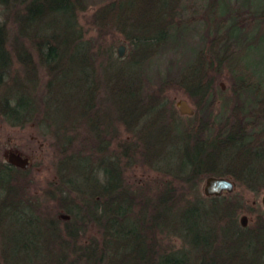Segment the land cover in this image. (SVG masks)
I'll return each instance as SVG.
<instances>
[{"label": "trees", "instance_id": "16d2710c", "mask_svg": "<svg viewBox=\"0 0 264 264\" xmlns=\"http://www.w3.org/2000/svg\"><path fill=\"white\" fill-rule=\"evenodd\" d=\"M84 1L0 0V119L41 128L56 157V179L34 192L28 167L0 162V264H264V209L243 227L230 191L196 194L207 176L264 192V12L250 18L248 63L231 47L244 34L226 0H203L204 34L144 96L147 65L188 36L197 20L179 13L200 1H107L91 40L78 24ZM109 32L128 46L122 59L102 39ZM223 70L231 108L218 100ZM168 88L190 117H177ZM242 97L251 104L238 106ZM135 162L166 180L130 184Z\"/></svg>", "mask_w": 264, "mask_h": 264}, {"label": "rangeland", "instance_id": "374dc122", "mask_svg": "<svg viewBox=\"0 0 264 264\" xmlns=\"http://www.w3.org/2000/svg\"><path fill=\"white\" fill-rule=\"evenodd\" d=\"M107 1L109 2L112 0L84 1L85 6L81 14H79L78 16V24L83 29L84 33L87 34L90 40L91 38L96 39L97 37V34L95 33L96 31L92 25V14L94 13L93 11H95L96 8L100 7L101 4H104ZM198 1H200V3H196L195 8L189 11H180L179 13V17L182 20L189 18H191L192 20H194L195 18V20H197L196 23L192 24L191 22L190 25L186 27L188 31V36L182 39H180L179 36H176L177 40L174 47L167 49L166 53L159 54L156 59H154L147 65L145 70L143 88L144 96L155 92L158 88L159 83L162 80H167L173 74L175 75L177 73L176 70L179 66V63H182L183 61L186 62V59L191 54L190 48H193V46L195 47V44H197L199 37L204 34V3H202L203 0ZM226 2L228 4V9L230 10L229 15H227L226 18L229 20H231L232 18L234 21L237 20V24H239L240 27L239 29L241 30V32H243L244 36H246H241V34L238 35V44H235L233 40L231 47L234 48L237 53L239 52L238 57H240V59L247 61V58L251 56L250 58H248V63L252 62L253 59L257 62L256 57L254 55H250V50H248V47L251 43L250 38L254 36L255 33H257V31H255L257 27L252 25L254 24V22L251 21L250 18L253 16L252 14L258 16L259 13L264 12V0H226ZM232 13L234 15H231ZM209 28H207V31H209ZM258 28H260V26ZM102 39L112 46L114 54H116V48L118 46H122L124 48L125 56L126 51L128 50V46L122 40L120 34L116 32H109L104 35ZM43 76V73L40 74V84L45 81V77ZM227 79L228 73L226 72V70H223L222 76L220 77V80L216 83V86L221 88L220 85H222L221 92L223 93V95L218 100L225 99L227 102H230L231 108L232 103L235 102L234 99H232L233 97H230L228 92H226L229 86V82L227 81ZM164 99L168 101V103H171L176 113L177 108L175 107L179 103V101H185L187 107L191 109V111L193 110V106L189 103L185 96L182 95L180 91L178 92L174 89L168 88L167 91H165ZM242 99V102L237 101L238 106L242 108L246 107L244 105V102L251 104L250 100H248L247 97H242ZM219 103L216 104V110H218ZM227 110L229 112V109ZM177 117L182 116H179L177 113ZM37 128L29 125L23 130L17 128L10 129V127H8L4 123V121H1L0 119V162L5 163L7 150H10L12 152L17 151L22 154V156L27 157V161H29L27 174L31 179L30 182L31 187L33 188V192L45 190L47 183L52 179H56V157L47 142L48 139L46 138V141H43L39 135L40 132L43 133V130L41 128ZM82 130L80 131V133L81 136H84ZM118 136L119 138H124L125 135H123L122 132L119 130ZM125 138L127 137L125 136ZM124 176L127 177V182H129L130 184H133L135 183V181H137L138 183H140V185H144L145 189H147L148 191L150 189L152 190V184L154 181H159V179L162 178L166 180L165 177H161V175H158L157 172L150 170L147 165L142 164L140 162H135V164H132L130 169L127 173H125ZM203 182L204 180L198 182L196 192V194L201 197H203V195L201 194ZM262 194H264L263 191L257 196H254L251 192L246 191L245 189L237 186H234L233 190L230 191L231 199L233 198L234 200H242V210L237 212V219L239 221L240 216L245 217V227L250 225L251 221H253V218L256 213L255 211H257L258 208H263L261 205V201H259ZM94 229V227L86 229L81 240H89L92 236H95L96 232Z\"/></svg>", "mask_w": 264, "mask_h": 264}, {"label": "water", "instance_id": "95a60500", "mask_svg": "<svg viewBox=\"0 0 264 264\" xmlns=\"http://www.w3.org/2000/svg\"><path fill=\"white\" fill-rule=\"evenodd\" d=\"M115 53L118 58L122 59L124 57V48L122 46H118L116 48ZM220 87L222 88V85H220ZM176 108H177L178 114L181 116L190 117L192 115V111L191 109L187 107L185 101H179V103L176 105ZM27 159H28L27 157L22 156V154H20L17 151L15 152H12L10 150L6 151L5 162H7L8 164H11L12 167H15V168L17 167L22 170H26V168L29 165V161H27ZM233 188H234V185L227 178L224 179L218 176H214V177L207 176L204 178L201 194H203L204 196L215 197L225 192L232 191ZM259 201H261V205L263 206V209H264V194H262ZM59 218L67 219L68 217L66 215L61 214ZM245 222H246L245 217L240 216L238 223H240L241 226L245 227L246 225Z\"/></svg>", "mask_w": 264, "mask_h": 264}]
</instances>
